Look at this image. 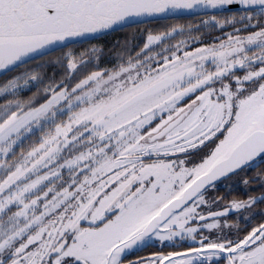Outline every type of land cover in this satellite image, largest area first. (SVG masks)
<instances>
[{
    "label": "snow or ice",
    "instance_id": "6c2138e0",
    "mask_svg": "<svg viewBox=\"0 0 264 264\" xmlns=\"http://www.w3.org/2000/svg\"><path fill=\"white\" fill-rule=\"evenodd\" d=\"M177 13L111 67L72 51ZM0 70V264H264V0H0ZM240 173L258 195L218 194Z\"/></svg>",
    "mask_w": 264,
    "mask_h": 264
},
{
    "label": "trees",
    "instance_id": "16d2710c",
    "mask_svg": "<svg viewBox=\"0 0 264 264\" xmlns=\"http://www.w3.org/2000/svg\"><path fill=\"white\" fill-rule=\"evenodd\" d=\"M200 19L201 15L147 22L111 32L95 39L85 41L83 43H76L71 47L76 58L78 60H81L82 62H85V66L87 69L91 70L97 65L100 67H111L113 64L119 61V57L121 54L127 55V51H135L138 48L142 47L146 42L149 31H152L154 33L164 31L167 27H170L172 24L177 22L184 24L187 30V25L189 23L192 24L193 27L199 26ZM200 31L205 36V42H208V39L210 37L221 35V32L218 29H213L209 32L206 28L201 27ZM223 31L227 32L229 31V29L224 28ZM181 38L182 37L175 35L165 41V43L174 44L176 40H179ZM93 45L97 46V51L95 52L91 51ZM67 50V48H63L51 52L45 55L42 60L37 59L32 61L29 67L35 71H39L41 75L45 77V82H47V78H64L66 76V68L64 64L58 62V60H63L62 53L67 52ZM37 64L40 65L39 68L35 67V65ZM16 71L20 72L24 71V69L20 68ZM15 74L16 72H11L2 75L0 77V84H2ZM77 75H79V73H77ZM34 91L35 88L31 86L28 89L23 90L21 94L27 96ZM0 103H2V100H0ZM246 174L251 177L255 175V171L250 173L248 170ZM244 175L245 173H240L239 176L229 179L230 181L234 180L235 189L232 190L231 193L229 192L230 190L228 189V186L226 184L225 186L218 188V194L224 195L226 198L230 197L231 199L244 198L247 194H253L251 191H249V188L251 187L255 189L254 194L258 195L260 190L258 187H256L255 184L252 186H247L241 182ZM227 182L228 180H225L224 184Z\"/></svg>",
    "mask_w": 264,
    "mask_h": 264
},
{
    "label": "water",
    "instance_id": "95a60500",
    "mask_svg": "<svg viewBox=\"0 0 264 264\" xmlns=\"http://www.w3.org/2000/svg\"><path fill=\"white\" fill-rule=\"evenodd\" d=\"M234 8L236 7V6H233ZM199 15H201V14H199V13H195V14H192V15H189V14H187V13H184V14H180V13H177L175 16H161V17H157V18H151V19H149L148 21H146V22H144V23H147V22H152V21H158V20H164V19H173V18H180V17H190V16H199ZM140 24H143V23H140ZM127 28V27H126ZM121 30V29H120ZM111 33V32H110ZM102 36V35H101ZM98 37H100V36H98ZM79 43V42H78ZM60 48H57V49H55L54 51H57V50H59ZM53 51V52H54ZM4 74H6L3 70H0V77L2 76V75H4Z\"/></svg>",
    "mask_w": 264,
    "mask_h": 264
},
{
    "label": "flooded vegetation",
    "instance_id": "af4514ba",
    "mask_svg": "<svg viewBox=\"0 0 264 264\" xmlns=\"http://www.w3.org/2000/svg\"><path fill=\"white\" fill-rule=\"evenodd\" d=\"M253 171H255V170H252V169H250L249 170V172L251 173V172H253ZM231 179V178H230ZM224 179H221V181L219 182V185H218V188H220V187H223V186H225L226 184H227V186H228V189L230 190L229 192L231 193V191L232 190H234L235 189V187H234V180L233 181H230L229 179H228V182L227 183H225L224 184ZM228 192V193H229ZM213 193H210V195H212ZM226 199H231L230 197H228V198H226ZM215 210V209H214Z\"/></svg>",
    "mask_w": 264,
    "mask_h": 264
},
{
    "label": "rangeland",
    "instance_id": "374dc122",
    "mask_svg": "<svg viewBox=\"0 0 264 264\" xmlns=\"http://www.w3.org/2000/svg\"><path fill=\"white\" fill-rule=\"evenodd\" d=\"M30 86V85H29Z\"/></svg>",
    "mask_w": 264,
    "mask_h": 264
}]
</instances>
